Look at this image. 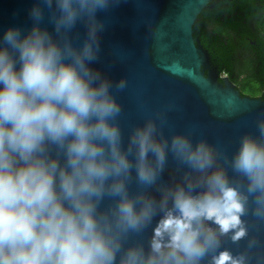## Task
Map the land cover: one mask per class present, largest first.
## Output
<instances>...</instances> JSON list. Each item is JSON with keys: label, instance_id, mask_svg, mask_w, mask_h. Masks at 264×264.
<instances>
[{"label": "clouds", "instance_id": "9594fccd", "mask_svg": "<svg viewBox=\"0 0 264 264\" xmlns=\"http://www.w3.org/2000/svg\"><path fill=\"white\" fill-rule=\"evenodd\" d=\"M119 2L33 0L0 32V264H264L244 219L264 220V114L231 153L162 111L125 139L127 80L92 67ZM169 159L181 178L158 183Z\"/></svg>", "mask_w": 264, "mask_h": 264}, {"label": "water", "instance_id": "95a60500", "mask_svg": "<svg viewBox=\"0 0 264 264\" xmlns=\"http://www.w3.org/2000/svg\"><path fill=\"white\" fill-rule=\"evenodd\" d=\"M217 0H120L99 12L104 22L100 34L99 58L92 67L109 79L127 80L116 98L122 106L119 118L125 139L130 127L157 111L164 112L165 134L193 131L231 153L238 138L257 134L256 119L264 114V94L243 96L226 76L220 77L210 53L194 36V25L207 7ZM33 0H0V32L8 26H30L27 9ZM50 27V26H49ZM74 35L82 38L83 25ZM183 169L169 159L158 183L170 184L181 178ZM135 190V185H133ZM146 191L157 198L156 187ZM249 233L260 242L254 254L264 256V220L249 213L244 217ZM155 223V221H153ZM151 226L139 237L147 240ZM245 241L225 246L233 251Z\"/></svg>", "mask_w": 264, "mask_h": 264}, {"label": "trees", "instance_id": "16d2710c", "mask_svg": "<svg viewBox=\"0 0 264 264\" xmlns=\"http://www.w3.org/2000/svg\"><path fill=\"white\" fill-rule=\"evenodd\" d=\"M193 29L213 64L240 86L243 96H262L264 0H221L203 10Z\"/></svg>", "mask_w": 264, "mask_h": 264}, {"label": "flooded vegetation", "instance_id": "af4514ba", "mask_svg": "<svg viewBox=\"0 0 264 264\" xmlns=\"http://www.w3.org/2000/svg\"><path fill=\"white\" fill-rule=\"evenodd\" d=\"M219 1H221V0H219ZM219 1H217V2H219ZM216 2V3H217ZM259 51L261 52V55L264 57V49H262L261 50V48H259ZM213 63V62H212ZM213 66H215L214 64H213ZM217 69H218V67L217 66H215ZM220 72V71H219ZM224 76H226V77H228L229 79H230V77L227 75V74H223V73H221L220 72V77L222 78V77H224ZM231 80V79H230ZM232 81V80H231ZM233 83H234V85L236 86V88L237 89H239L240 90V92H241V89H240V86L237 84V83H235L234 81H232ZM242 94V93H241ZM263 94H264V92H263ZM262 94V95H263Z\"/></svg>", "mask_w": 264, "mask_h": 264}]
</instances>
